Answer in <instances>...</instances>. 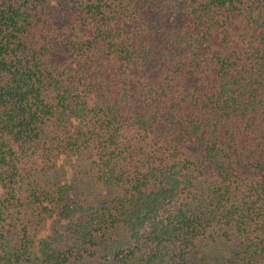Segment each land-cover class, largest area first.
<instances>
[{"label":"trees","instance_id":"obj_1","mask_svg":"<svg viewBox=\"0 0 264 264\" xmlns=\"http://www.w3.org/2000/svg\"><path fill=\"white\" fill-rule=\"evenodd\" d=\"M0 264H264V0H0Z\"/></svg>","mask_w":264,"mask_h":264},{"label":"rangeland","instance_id":"obj_2","mask_svg":"<svg viewBox=\"0 0 264 264\" xmlns=\"http://www.w3.org/2000/svg\"><path fill=\"white\" fill-rule=\"evenodd\" d=\"M59 163H61V165L64 167L63 169L65 170V174H63V177L65 178H67L68 176H70V169H69V167L66 165V163H64V161H63V157H61L60 159H59Z\"/></svg>","mask_w":264,"mask_h":264}]
</instances>
